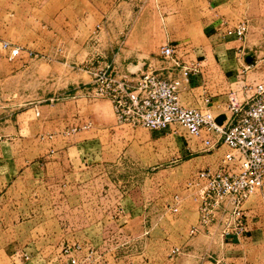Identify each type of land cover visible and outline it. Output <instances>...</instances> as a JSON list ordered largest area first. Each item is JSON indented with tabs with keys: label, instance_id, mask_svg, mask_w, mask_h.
Masks as SVG:
<instances>
[{
	"label": "crops",
	"instance_id": "1",
	"mask_svg": "<svg viewBox=\"0 0 264 264\" xmlns=\"http://www.w3.org/2000/svg\"><path fill=\"white\" fill-rule=\"evenodd\" d=\"M26 1L29 7L28 12L20 8L23 0H0V47L3 50L0 53V85L15 76L19 64L17 61L23 58L28 60L29 56V63L21 62L25 68L40 66V68L49 69L50 63H58L55 66L66 69L71 62H75L73 66H76L77 59H81V62L85 59V49L93 36L91 31L82 35L74 25L81 21H91L93 22L91 28L95 25L99 27L96 23L99 21L97 20V0H57V6H55L56 0ZM150 2H158L169 8V15L164 18V26H162V20H155L156 25L153 26V30L147 31L145 16L137 15L127 30L124 29L125 25L117 35H114V37L118 35L121 37L120 44L110 45L108 49L111 53H114V48L121 50L122 60L107 58L108 60H104L102 64L116 65L120 70H134L142 68L144 63L151 61L161 76L169 79L180 77L182 76L181 67L173 66L159 56L160 46L170 42L175 46V55L180 65L195 67V71L189 74L188 80L181 88V102L193 107H207L212 111L218 125H226L230 119V113L227 111L230 91L235 90L237 97L241 99L244 96L242 88L244 83L264 79L262 65L244 70L246 63L253 62L264 53V32L262 31L264 0H151ZM86 6L89 7V13L83 14ZM2 10L5 12L3 13ZM240 21H246L248 25L242 40L226 32ZM51 22L63 23V28L58 29V36L51 35L49 30H46L48 23ZM70 23H73V28L65 25H71ZM51 36L53 38L55 36L54 39L58 40L52 41L57 43L56 49L51 47ZM151 37L154 38L152 42H147L146 39ZM3 41H7L9 47L4 48ZM15 46L19 49L13 56L11 49ZM52 53L57 54L58 60L51 58ZM130 55L132 59H128ZM246 55H250L248 61L245 59ZM135 59H137L136 63H134ZM131 65L134 68L130 67ZM87 73L90 76L88 81H82L81 85L78 81L76 84L71 83L72 86L64 91L78 86L79 88L70 96L77 95V98L72 101H76L78 105L80 103L84 105L77 107L78 109L73 106L74 113L79 114L66 126L63 125L64 121L58 115L55 106L42 102V99H38L34 94L26 97V106L21 110H15L19 106L15 101L0 100V264H6L7 261L9 264H26L28 259L24 258V253L35 258L36 252L28 253L27 251L34 245L53 247L45 253L40 250V254H37L40 259L36 264H55L54 260H58L63 242L54 243L44 235L39 239L32 237L31 241L22 242L19 237L22 232H19V229L21 230L20 227L31 215L29 201L35 192L32 190L33 183L38 179L43 183L48 182L51 166L61 170L60 158L51 160L48 152L53 150L51 156H55L75 148L78 151L82 150V152L79 151L81 157L90 155L87 148L90 145L93 146L97 140L93 135H96L99 130L104 131L114 127V122L116 123L107 98L98 101L101 109L97 108L95 102L88 103L92 99L102 97L91 96L94 75ZM4 95L5 93L0 97L5 98ZM206 96L208 101H204ZM37 111L39 114H36ZM70 111L65 117L68 121L72 118V108ZM23 114H27L25 115L26 123L19 122V117ZM88 120L92 122V125L84 130L86 132L93 130L91 134L80 135L70 141L69 133L65 129ZM48 133H52V137H47ZM42 134L44 137H41ZM210 135L215 141V146L208 151L199 149V142L197 143L196 140L193 139L194 143L186 140L187 147L184 146V148L190 150V154H200L189 157L185 161L200 157V160L205 163L204 167H215L219 163L226 146L218 133L212 131ZM44 192L43 188L39 196L44 197ZM172 194L169 198L163 199L159 209H162L164 205V208L171 211L167 205L171 203ZM19 198H26V209L19 208ZM187 198L183 197L176 212L171 211L173 214L182 211V215H188L190 220L187 223H163L160 216L154 225L144 230L142 226L138 229L142 234H149L145 247L152 242L151 239H155V242H165L168 246L167 258L172 260L173 264H187V262L216 264L219 259L222 262L237 263L248 260V257L252 255L256 256L254 253L257 257L259 256L256 250L264 247V199L259 193L251 194L244 203L247 214L246 231L239 238L225 240L219 236L217 227H202L193 234L189 232L190 227L197 223L198 212L193 201L188 203ZM126 211L117 219L122 225L121 228H128L133 222L134 209L130 208L128 212L127 207ZM25 212L27 213L23 214ZM151 229L156 233L153 232V234ZM24 230L28 232V229ZM131 231L134 232V230ZM125 232H127L126 229ZM98 238L99 236L87 235L84 239L74 240L80 242L83 247L78 253L79 258L84 259L87 249L92 248L95 254L85 260L86 264H123V258L117 257L113 244L108 241V238L101 237L96 243ZM174 247H177L178 251L173 253ZM145 249L137 254H127L124 264L137 262L142 264L139 258L143 259V263L148 264L151 259L145 258Z\"/></svg>",
	"mask_w": 264,
	"mask_h": 264
},
{
	"label": "rangeland",
	"instance_id": "2",
	"mask_svg": "<svg viewBox=\"0 0 264 264\" xmlns=\"http://www.w3.org/2000/svg\"><path fill=\"white\" fill-rule=\"evenodd\" d=\"M150 1L97 0V20L99 21L96 23L99 24V27L94 23V28H91L93 25L91 21H81L74 25L75 29L78 32L81 31L82 35L91 31L93 36L89 39L90 42L85 49V59L82 61L87 60L93 65H98L107 58L122 60L121 50L114 48V53H111L108 52V49L110 45L118 46L120 44L121 37L119 35L114 37V35H117L125 25L124 29L127 30L139 14L145 16L148 25L147 31L153 30V26L156 25L155 20H162L161 23L164 26V18L169 15V8L158 2ZM55 4L57 6V0ZM83 6L84 4L82 8ZM20 8L24 12H28L29 7L26 0L20 4ZM2 12L4 13L5 10ZM85 13H89L88 6L83 10V14ZM30 24L32 25V23ZM70 24L65 25L73 28V23ZM40 25L42 26V23ZM47 26L46 30H49L51 35L58 36V29L63 28V23L51 22ZM54 38L51 36L52 49L57 47V43L52 42L58 41ZM153 39V37L147 38L146 41L152 42ZM2 51L0 47V53ZM50 56L58 60L57 54L52 53ZM29 57L28 60L21 58L22 60L17 61L19 64L15 76L5 84L0 85V95L5 93V98L0 97V100L4 102L15 101L19 105L15 110H21L26 106V97L34 94L38 99H42V102L55 106L58 115L64 121L63 125L66 126L71 121L73 122V118H77L79 114L78 112L74 113L73 106L76 108L81 105L84 106L72 101L77 98V95L75 97L70 96L79 87L64 91L67 87L72 86L71 83L76 84L78 81V84L81 85L82 81H88L90 79L88 73L80 66H73L75 62H69L70 65L66 69L55 66L58 63H50L49 69L40 68V66L25 68L21 62L29 63ZM128 59H132V56L130 55ZM136 62L137 59L134 60V63ZM80 63L81 59H77V64L80 65ZM130 67L134 68L132 65ZM100 99L103 98L92 99L88 103L95 102L97 108L101 109V105L98 104ZM67 100L69 101L66 102ZM71 108L72 118L68 121L65 117H67L66 113L71 112ZM25 115L27 114L19 117V122L26 123ZM179 130L181 133L175 135L171 133V129L157 131L142 126L132 127L114 122V127L104 131L99 130L96 135H93L97 140L93 146L90 145L87 148L90 155L81 157L79 151L82 152V150L70 148L64 154L59 153V155L51 156L53 150H50L48 152L49 159L60 158L59 168L61 170H56L55 167L51 166L48 182L43 183L38 179L33 183V189V184L30 186L35 192L29 201L31 203L29 209L31 215L20 227L21 230L19 229V232H22L19 236L21 241H31L32 237L39 239L44 235L48 236L54 243L57 241L73 242L80 238L84 239L88 235L91 237L99 236L96 240L98 243L101 237H106L113 244L117 257L123 258V264L127 254H137L145 248V258L151 259L148 264H173L172 260L167 258L168 246L166 243L155 242V239H151L152 242L149 243L148 247H145V241H148L149 234H142L138 229L142 226L144 230L154 225L160 216L163 223L179 222L183 224L190 220H188V215H182V211L173 214L164 208V205L162 209H159V204L163 199L169 198L174 191H178L183 197H188V203L192 201L183 185L193 171L205 166L200 157L185 161L187 158L200 153L190 154V150L184 148L187 144V137L183 135L184 130L181 127ZM92 131L86 132L82 129L69 132L68 136L72 141L75 137L88 135L87 133L91 134ZM93 137L89 136V138ZM188 140L190 143L195 142L191 138ZM43 188L44 197L39 196ZM255 193H259L264 199V185ZM26 205V198H19V208L26 209ZM127 207L128 212L130 208L134 209L135 215H133V222L128 228H121L122 225L117 219L122 216L121 213L127 212ZM25 228L28 229V232L24 230ZM125 229L128 233L125 232ZM151 231L156 233L152 229ZM121 241H125V243ZM30 247L27 251H29L28 253L36 252L35 258L28 254L29 258L26 264H36L40 259L37 255L40 254V250L45 253L48 249L53 248L52 246L35 245ZM256 251L258 257L254 253L256 256L252 255V257H248V260H241L237 263L223 261V264H264V247H259ZM139 260L145 264L143 259L139 258ZM54 261L55 264H58L57 259ZM190 263L187 262V264ZM6 264L9 262L7 261Z\"/></svg>",
	"mask_w": 264,
	"mask_h": 264
},
{
	"label": "built area",
	"instance_id": "3",
	"mask_svg": "<svg viewBox=\"0 0 264 264\" xmlns=\"http://www.w3.org/2000/svg\"><path fill=\"white\" fill-rule=\"evenodd\" d=\"M247 29V22L240 21L226 32L242 40ZM2 46L7 48L9 43L3 41ZM18 49L13 47L11 55L17 54ZM175 51L170 42L163 43L159 48L161 59L181 67L182 76L170 79L161 76L151 61L134 70H120L109 63L93 65L87 60L76 66L94 75L91 96L110 101L118 124L157 131L171 129L175 135L181 133V127L186 139L199 142L198 148L203 151L215 146L210 135L212 131L222 137L226 149L219 163L215 167L206 166L193 171L184 183L183 188L198 212L197 223L190 227L189 232L193 234L202 227L211 226L218 228L223 240L239 238L247 227L244 203L264 184V79L244 83L241 99L235 90L230 91L227 105L230 119L226 125L220 126L207 107H193L181 102V88L195 67L180 65ZM257 65L264 68V53L253 62L246 63L244 70ZM208 100L207 96L204 97V101ZM91 125L88 120L72 125L67 132L88 129ZM47 137H52V133H48ZM182 200L183 196L175 192L167 206L176 212ZM82 248L78 241L63 242L59 250V264H86L85 260L90 259L95 251L87 249L85 258L81 259L78 253ZM177 251V247L172 249L173 253ZM24 258H29L27 253H24ZM216 264L223 262L219 259Z\"/></svg>",
	"mask_w": 264,
	"mask_h": 264
},
{
	"label": "water",
	"instance_id": "4",
	"mask_svg": "<svg viewBox=\"0 0 264 264\" xmlns=\"http://www.w3.org/2000/svg\"><path fill=\"white\" fill-rule=\"evenodd\" d=\"M245 59L248 61L250 59V55H246Z\"/></svg>",
	"mask_w": 264,
	"mask_h": 264
}]
</instances>
